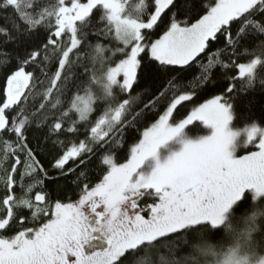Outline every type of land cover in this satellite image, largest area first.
I'll use <instances>...</instances> for the list:
<instances>
[{"label": "snow or ice", "instance_id": "6c2138e0", "mask_svg": "<svg viewBox=\"0 0 264 264\" xmlns=\"http://www.w3.org/2000/svg\"><path fill=\"white\" fill-rule=\"evenodd\" d=\"M114 5L0 0L11 9L0 16V165L11 161L0 174V264H156L169 244L189 246L202 229L219 236L229 212L264 202V127L246 128L244 146L258 150L239 157L228 131L241 97L264 89V0H143L127 21ZM182 102L193 106L176 122ZM194 121L212 134L140 171ZM94 165L106 174L93 185ZM61 178L79 189L75 202L45 191ZM23 209L47 219L29 226Z\"/></svg>", "mask_w": 264, "mask_h": 264}, {"label": "trees", "instance_id": "16d2710c", "mask_svg": "<svg viewBox=\"0 0 264 264\" xmlns=\"http://www.w3.org/2000/svg\"><path fill=\"white\" fill-rule=\"evenodd\" d=\"M85 1L86 0H82V2ZM56 2L57 0H49L53 10L55 9ZM121 3L123 5L121 16L124 19L130 20L138 18L139 9L143 0H121ZM10 12L11 9H0V16H4ZM160 34L162 33H158L153 38H159ZM245 43L247 46L251 47L254 41L249 39ZM75 70L78 71V69ZM99 71L100 69H97V73H99ZM192 71L195 72L196 69H193ZM101 82L102 81L99 77L97 80L92 81L93 84H97L98 86ZM212 87L215 88L216 85L213 84ZM85 88L91 89V85L85 82ZM97 90H99V88ZM85 95H90L92 99L93 92L88 90L83 96ZM210 96L211 92L207 94L201 93L197 104L204 102L205 99L210 98ZM99 98L100 97L97 96V99ZM241 99L243 100V103L238 102L236 104L234 108L235 117L229 125V128L232 130L245 129L250 127L253 121L257 122L259 126L264 127V89L257 88L255 91L242 96ZM182 105L186 106H178V111L174 112V119L176 122H178L179 119L187 112H190L191 107L193 106L191 102H182ZM175 121H170V125H176ZM150 123L148 126H150ZM142 131L143 126H141V131H137L133 138L127 141L129 148L131 146H135V144L142 139ZM209 134V130L204 128L201 123L193 122V124L186 126L181 136L196 140L198 138L209 136ZM127 154L128 152L126 150L125 155ZM121 162H126V157L122 158ZM10 163L11 162H9V164ZM69 165H72V161H69ZM88 172L93 185L100 182L103 175L106 174V172L101 171V169L95 165L92 166ZM74 189L77 193L75 196L72 195ZM38 190L39 188L33 190V198L35 192ZM5 191L6 189L3 184L0 185V200L3 199ZM16 191L18 194L19 188H17ZM45 191L49 193L67 192V195L60 197V199L66 203L75 202V200L79 198V189L76 188V185L72 183L71 179L65 180L61 178L58 185L46 182ZM255 199L257 201L259 200V198ZM148 202L151 201L149 200ZM141 203L143 204L144 201ZM5 211L6 207L0 204V215H3ZM22 211L24 213H28L29 219L26 220L25 223H29V226L32 227L39 226V224L47 219V217H42L39 221L30 222L31 216L29 210L23 209ZM18 230L19 229H12L11 231L4 232L3 234L7 236H14ZM194 236L196 237V240L189 246L181 245L179 248H175L169 244V246L164 248L160 253V255L164 256L165 259L160 261L157 258L156 264H220L231 255L241 259L247 258L252 262L264 259V202L254 203L249 209H246L242 213L229 212L227 214V220L219 236L213 237L208 235L204 229L195 233ZM95 250L101 251L100 248ZM137 264H141V262L137 261ZM143 264H153V262L151 260H147L144 261Z\"/></svg>", "mask_w": 264, "mask_h": 264}, {"label": "rangeland", "instance_id": "374dc122", "mask_svg": "<svg viewBox=\"0 0 264 264\" xmlns=\"http://www.w3.org/2000/svg\"><path fill=\"white\" fill-rule=\"evenodd\" d=\"M128 1V0H126ZM86 2V1H85ZM114 7L116 8L118 14L121 16V12L123 10V5L121 3V0H115V5ZM122 17V16H121ZM125 21H127L126 19H124ZM129 42L131 41V37H128ZM82 100L84 103H88L91 101V97L90 95H85L82 97ZM79 102V101H78ZM194 122H199L202 124V126L204 128H206L207 130H209V135L212 134L213 129H211L208 126H205L203 124V122L201 121H194ZM231 124V122L229 123V125ZM228 125V131L235 133V140L234 143L230 146L229 151H232L234 157H239L241 155H245L248 154L251 151H256L258 149H256L254 147V145H248L247 147L244 146V142L246 140V128L245 129H241V130H232L231 128H229ZM171 126H176V125H171ZM200 138L196 139V140H192V139H188L186 137H183L181 135L174 137L172 140L168 141L167 143H165L164 145H162L158 151H157V156L156 157H150L145 164L142 166V168L140 169V171L142 173L148 174L151 172V170L155 167V164L157 162V160L163 164L167 161V159L173 155L174 153H179L180 151L183 150L184 147V141L186 140H191L193 142L198 141ZM9 162H11L10 160L5 162L3 165H0V174H2L3 172V168L7 167ZM0 185H2V183H0ZM255 198H259V197H255ZM99 251V250H96ZM91 253V250L89 251V254ZM70 259L74 260V257H71ZM220 264H264V259H260L257 262H252L251 260L247 259V258H237L234 257L233 255L229 256L228 258H226L224 261H222Z\"/></svg>", "mask_w": 264, "mask_h": 264}]
</instances>
